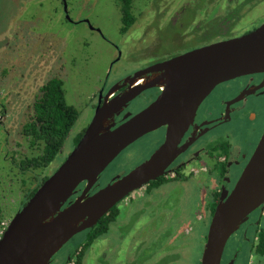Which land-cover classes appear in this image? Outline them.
<instances>
[{"label": "flooded vegetation", "instance_id": "flooded-vegetation-1", "mask_svg": "<svg viewBox=\"0 0 264 264\" xmlns=\"http://www.w3.org/2000/svg\"><path fill=\"white\" fill-rule=\"evenodd\" d=\"M116 1L119 4L118 7L120 11V1ZM133 2L134 0H132V6ZM60 3L66 22L76 24L81 21L85 25H89L85 19L78 21L71 20L68 16L65 0H60ZM262 6H264V0H146L143 5L145 12L144 19L142 20L143 25L141 29L134 30L136 36L133 32L128 33V30H130L136 22L131 8L134 22L126 31H122L123 26L121 25L120 32L122 37H137L131 39L133 44H142L141 50L137 52L139 64L121 79L109 84L111 68L121 57V52H119L118 48H115L117 52L116 57L110 61L109 68L103 80L95 91V94L89 99L91 117L87 125L80 126L78 124L82 115L79 114L76 107L71 105L78 112V119L70 130L58 154H63L67 141L73 143L72 150L74 149L90 123L95 109L97 106L102 105L104 100L110 101L128 89L129 85L140 87L146 85L150 79H153V77L157 75V72L148 70L154 68V66L161 62L215 42L237 38L253 32L264 23V11L261 10ZM89 28L93 32L99 33L95 28H91L90 26ZM12 35V38L10 37L9 40L14 38V34ZM4 45L7 44L4 43ZM60 46L61 45L52 46V48L49 49L43 48L39 51L35 46L36 53L34 55L40 62L33 64L36 66V70L43 65V61L41 57H39V54L43 53L48 57L58 55L65 49V44L62 48H59ZM1 51L2 49L0 52ZM51 52L55 53L53 54ZM44 60H46V58H44ZM52 60V58L49 59L51 62ZM1 63H3V60L0 62V69ZM2 71L3 69L0 71V74ZM51 78L60 79L63 83L64 92L66 93L64 81L58 76ZM47 81L44 82L35 78L33 82L39 83L36 90L33 83L28 87L30 97L27 100L26 108H23L21 116L18 115L21 109H17L12 105V101L16 103L19 101V98H22V90H20L21 81L17 82V90L13 92V94H16L17 98L13 97L14 95H12V97L7 96L5 106L3 105L1 107L0 124H5L6 126L4 129L6 141L4 150H2L4 164L0 177V219L7 216L8 206L10 205L8 201H6L7 199L12 197V199H16L17 201L23 200L19 210L26 204L32 197H29L30 193L35 189L37 190L49 177L44 176L46 170L58 156L57 155L48 166L39 169L23 167L22 164L24 159H29L37 153L36 146H31L30 138L24 135L23 127L32 117V106L39 97L42 86ZM122 84H124V86L120 87ZM23 90H25V88H23ZM160 93L161 88L159 87L143 89L133 100L126 104V107H124L117 116L109 121V124L113 123L114 127L118 126L152 104ZM25 112H27L28 117L23 120L20 126L19 123H21V118L24 116ZM83 115L84 117L86 116L85 113ZM14 119L19 120L17 124L15 123V125H12ZM18 131L22 141L28 144V149L26 146L20 145L21 141L17 143L14 141L12 142V139H10L13 135L15 136ZM263 131L264 71L244 74L217 84L199 103L190 124H188L187 128L183 131L175 143V146H172L171 159L163 169L162 174L154 178V180L144 184L140 189L129 193L125 197L129 200L128 204L135 203L138 208L139 203L142 202L143 206L140 208H152L151 206L154 202L157 203L160 201L162 192L166 191L165 188L177 186L186 190L187 194L190 193L191 197L192 195L195 196L196 201L191 203V198H188L190 195L182 199L184 212L180 214L179 219L176 221V226L181 228L182 233L186 237L190 231L196 229L197 225H203L205 230H208L216 207L230 195L237 180L252 157ZM78 135H80V137L75 144ZM154 136L156 137L153 139V141H155L153 149L145 158L131 169L114 172L107 180L102 181V176L105 174L104 171L110 165L109 164L97 177L96 182L86 195H91L108 182L118 180L143 162L147 161L165 144L167 140L166 127H160L143 135L127 148L139 141ZM21 147L25 148L24 152L21 150ZM17 151L23 152L22 158L18 159V161L16 160ZM5 165L14 168L16 173L20 175L35 170H41L40 172L43 173V175L37 177V179H33L30 189L22 197L18 192L10 197V194L15 189L16 181H6L7 185L4 186V178L10 180V177H14L12 175L10 176L8 170L5 173L6 176L9 177H4L5 175L3 172L5 171ZM39 178H41L40 183L37 184ZM19 180L20 183H23L21 178H19ZM85 186V182L81 183L76 188L71 198L74 200L77 196L81 195ZM3 197L6 203H4ZM122 200L114 206L118 210V215L115 220L109 224L104 234L96 238L83 251L82 255L84 236L81 233H83V231L73 236L69 241L77 236H81L82 239L80 244L74 247L73 251L68 255L59 259L57 264H75L79 256H81L79 264H89L90 261L88 260H92L91 257L94 253L104 246V244L102 246L101 244L98 245V242L102 240V242H104V238L109 236L108 232L110 226L113 225L120 216L119 204ZM14 202L15 201L12 200V203ZM12 216L9 218L8 223ZM8 223L5 224L1 222L3 225L0 233L1 235ZM234 234L236 235L237 242H235L236 244L230 252L231 248L228 247V242ZM119 241L120 238L116 242L119 243ZM97 246L99 248L95 250ZM106 246H109V244ZM109 247L110 250H113L115 253L119 251V248L115 249L113 245ZM57 253L51 258L49 264H54V258ZM161 253L162 252L159 250L157 256H160ZM243 255L247 256L250 264H264V202L253 211L248 216L246 222L240 225L238 230L229 237L224 247L220 264H237L238 259L243 260ZM179 259H183V256L175 258V261ZM183 262H185V258Z\"/></svg>", "mask_w": 264, "mask_h": 264}, {"label": "water", "instance_id": "water-1", "mask_svg": "<svg viewBox=\"0 0 264 264\" xmlns=\"http://www.w3.org/2000/svg\"><path fill=\"white\" fill-rule=\"evenodd\" d=\"M148 71L157 75L146 85H129L120 95L97 106L64 162L13 215L0 237V264H49L73 236L92 228L129 193L162 174L171 159L172 146L210 90L226 80L264 71V23L253 32L187 52ZM151 87L161 88L152 104L118 126L109 124L128 102ZM163 126L167 140L147 161L86 195L124 149ZM83 182L82 194L73 200ZM263 202L264 131L230 195L215 209L199 264H220L229 237Z\"/></svg>", "mask_w": 264, "mask_h": 264}, {"label": "rangeland", "instance_id": "rangeland-1", "mask_svg": "<svg viewBox=\"0 0 264 264\" xmlns=\"http://www.w3.org/2000/svg\"><path fill=\"white\" fill-rule=\"evenodd\" d=\"M145 1L134 0L133 2L132 12L136 22L128 30V33L133 32L135 36L134 30L141 29L143 25ZM65 2L71 20L85 19L89 25L87 26L81 21L76 24L66 22L60 0H0V50L2 49L0 62L3 60L0 69V71L3 69L0 74V86H2L0 87V115L1 107L6 103V97L14 95L13 97L17 98L16 94H13L14 90H17V82L21 81L22 83L20 87L22 98H19L16 103L12 101V105L21 109L18 114L21 116L30 97L28 87L33 83L36 90L39 85V83L33 82L35 78L45 82L51 77L58 76L66 85L67 103L76 107L79 114L82 115L78 124L86 126L91 117L89 99L95 94L103 80L110 61L116 57L115 48L119 49L121 57L111 68L109 84L121 79L135 66H138L137 52L141 50L142 44H133L131 39L137 37L121 36V16L116 0H65ZM261 10L264 11V6L261 7ZM89 26L98 30L99 33L93 32ZM12 34H14V38L9 40L10 37L12 38ZM64 44L65 49L58 55L48 57L46 54L40 53L39 57H41L43 65L36 70V66L33 65L39 62L34 55L36 49L39 51L58 45H61L59 48H62ZM50 58L53 59L52 62L49 61ZM27 112L21 118L20 126L23 120L28 117ZM18 120L14 119L12 125L17 124ZM5 127V124H0V177L4 164L2 150H4L6 141ZM13 136L10 138L12 142L19 143L21 141L20 145L29 148L28 144L22 141L19 131L16 132L15 138ZM155 137L139 141L122 151L105 169L102 181L107 180L114 172L126 171L139 163L153 149ZM72 145L71 141L66 142L63 154H58L50 167L47 168L44 176H51L57 170L72 151ZM21 150L24 152L25 148L21 147ZM23 152L17 151V161L22 158ZM4 169V177H9L5 173L7 170L10 176H14L10 177V180L4 178V186L7 185L6 181H16L15 189L10 197L17 192L22 197L30 189L33 179L43 175L41 170L28 171L20 175L9 165H5ZM19 178L23 183H20ZM40 179L37 180V184L40 183ZM165 189L166 191L162 192V197L160 196V201L154 202L152 208L149 209L140 208L143 206L142 202L137 208L135 203L128 204L129 200L124 198L119 204L120 216L110 226L109 236L104 238V242H102L103 240L98 242V245L104 244V246L95 248V250L98 248L99 250L91 257L92 260H88L89 264H199L207 230L203 225H197L196 229L190 231L186 237L181 228L176 226V221L184 212L182 199L187 198L190 193L187 194L186 190L177 186ZM188 198H191V203L196 201V197L193 195ZM12 200L15 202L12 203ZM3 201L4 203L8 201L10 205L7 216L0 219V233L3 228L1 222L7 224L9 218L19 210L23 200L17 201L11 197L5 201L3 197ZM119 238L118 243L116 241ZM81 239V236H77L68 241L55 256L54 264L73 251L74 247L80 244ZM235 242H237V238L234 234L228 242V247L231 248L230 252L235 246ZM107 244L113 245L115 249L119 248V251L115 253L110 250L109 246H106ZM159 250L162 253L157 256ZM182 256L183 259L175 261V258ZM184 258L185 262H183ZM242 258L243 260L238 259L237 264H250L247 256L243 255Z\"/></svg>", "mask_w": 264, "mask_h": 264}, {"label": "trees", "instance_id": "trees-1", "mask_svg": "<svg viewBox=\"0 0 264 264\" xmlns=\"http://www.w3.org/2000/svg\"><path fill=\"white\" fill-rule=\"evenodd\" d=\"M122 31H126L134 22L131 12L132 0H119ZM32 117L24 125L23 133L30 138L31 146H36L37 153L24 159L23 167L39 169L46 167L58 155L70 130L78 119V112L69 105L65 98L63 83L58 78L49 79L41 88L39 97L32 106ZM80 135L75 140L77 143ZM35 190L30 193L33 195ZM118 215L116 207L110 209L97 224L81 233L84 236L83 251L100 235L104 234L111 222ZM79 256L75 264H79Z\"/></svg>", "mask_w": 264, "mask_h": 264}]
</instances>
